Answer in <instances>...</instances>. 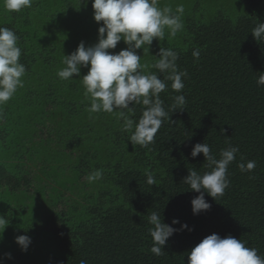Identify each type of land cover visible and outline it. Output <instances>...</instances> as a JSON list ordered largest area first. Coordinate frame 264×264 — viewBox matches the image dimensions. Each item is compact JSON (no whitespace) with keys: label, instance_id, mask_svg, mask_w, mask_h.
I'll return each mask as SVG.
<instances>
[{"label":"trees","instance_id":"16d2710c","mask_svg":"<svg viewBox=\"0 0 264 264\" xmlns=\"http://www.w3.org/2000/svg\"><path fill=\"white\" fill-rule=\"evenodd\" d=\"M180 4L184 28L175 37L166 29L149 52L146 45L137 49L145 73L156 71L151 65L160 48L175 50L178 70L188 73L180 93L170 80L160 93L166 110L183 94L184 109L171 112L144 148L121 131L116 111L89 113L87 68L70 80L57 75L64 55L81 41L97 42L103 22L94 20L92 0H33L20 12L0 0V27L18 36L26 68L24 87L3 106L0 121V216L9 221L0 239L3 264H187L191 249L212 233L244 240L264 256V85L257 84L264 41L251 33L264 22V0H159L158 6L175 11ZM126 47L120 41L108 51ZM196 48L199 60L192 56ZM129 106L138 122L145 106ZM202 142L217 158L229 143L239 152L224 195L214 200L205 193L211 208L194 215L198 193L184 177L188 169L207 171L202 153L190 155ZM248 160L256 168L241 172L238 163ZM94 169L103 178L89 183L85 177ZM145 169L155 185L147 183ZM153 211L173 228L191 229L169 237L160 256L150 252ZM22 234L31 238L26 251L15 241Z\"/></svg>","mask_w":264,"mask_h":264},{"label":"clouds","instance_id":"9594fccd","mask_svg":"<svg viewBox=\"0 0 264 264\" xmlns=\"http://www.w3.org/2000/svg\"><path fill=\"white\" fill-rule=\"evenodd\" d=\"M86 3L87 0H84ZM33 0H4V7L8 11L20 12L22 9L31 8ZM159 0H92L94 9L93 18L96 22H103L98 27L97 42L86 46L81 41L77 48L70 54L64 55V67L58 70L57 75L61 80H70L73 74L80 76L81 68L88 69L82 76L85 87V98L90 100L89 113L116 111L117 117L122 120L121 131L131 132L129 141L132 145L147 148L155 141V137L164 120H170V113L174 110H183L187 101L183 94L174 97V103L166 110L160 93L167 88V81H171V88L180 93L187 78L186 70H178V53L171 48H160L159 58L151 65L156 71L145 73L141 55L137 49L152 44L155 38L158 41L165 39V30L170 37H175L184 28L182 15L184 7L177 5L175 11L171 6L163 8L158 6ZM256 41H264V22H259L251 31ZM123 41L127 47L118 53L108 50L115 49L118 42ZM201 50L196 48L192 56L199 60ZM21 48L18 46V36L8 27H0V121L5 113L3 106L15 95L19 88L24 87L22 79L26 73L24 64L20 63ZM158 73H167L161 79ZM257 80L258 85H264V72ZM145 106L138 122L131 118L135 110L131 104ZM134 129V131H133ZM239 152L238 146L231 143L220 150L219 158L213 153L211 146L205 142L196 143L190 152L195 158L202 153L204 167L207 171L202 174L194 168L189 170L184 177V182L190 189L198 193L191 200L193 214L207 211L211 208L205 199V193L214 200L224 195L229 187L228 169L236 160ZM243 161V157H241ZM241 172H251L256 168V160L240 162L237 165ZM147 183L155 185L153 172L145 169ZM103 178V172L94 169L86 175L87 182L92 183ZM148 222L152 226L148 232L152 238L150 252L156 256L164 254L163 246L175 232L188 228L181 224V229H176L162 221L161 211H153ZM9 221L0 216V239ZM173 224L180 223L177 219ZM191 231L190 228H188ZM15 241L22 251H26L31 243L27 235H18ZM247 242L231 235L221 237L212 233L204 237L188 253L187 264H264V256L258 254L254 247L246 246ZM5 256L11 259L10 253ZM3 264V261H0ZM80 264H87L81 260Z\"/></svg>","mask_w":264,"mask_h":264}]
</instances>
